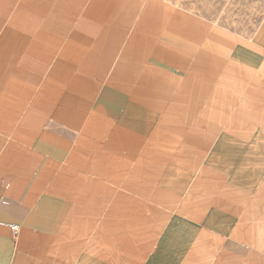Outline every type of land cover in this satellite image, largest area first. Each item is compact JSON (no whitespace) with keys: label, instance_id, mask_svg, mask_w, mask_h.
Listing matches in <instances>:
<instances>
[{"label":"crops","instance_id":"1","mask_svg":"<svg viewBox=\"0 0 264 264\" xmlns=\"http://www.w3.org/2000/svg\"><path fill=\"white\" fill-rule=\"evenodd\" d=\"M0 264H264V0H0Z\"/></svg>","mask_w":264,"mask_h":264},{"label":"built area","instance_id":"2","mask_svg":"<svg viewBox=\"0 0 264 264\" xmlns=\"http://www.w3.org/2000/svg\"><path fill=\"white\" fill-rule=\"evenodd\" d=\"M12 230H15V228H11Z\"/></svg>","mask_w":264,"mask_h":264}]
</instances>
